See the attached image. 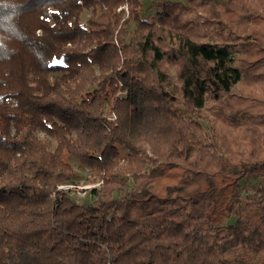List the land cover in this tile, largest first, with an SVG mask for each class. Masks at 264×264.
Listing matches in <instances>:
<instances>
[{"label":"trees","instance_id":"1","mask_svg":"<svg viewBox=\"0 0 264 264\" xmlns=\"http://www.w3.org/2000/svg\"><path fill=\"white\" fill-rule=\"evenodd\" d=\"M152 7L0 0V264H264V0Z\"/></svg>","mask_w":264,"mask_h":264},{"label":"rangeland","instance_id":"2","mask_svg":"<svg viewBox=\"0 0 264 264\" xmlns=\"http://www.w3.org/2000/svg\"><path fill=\"white\" fill-rule=\"evenodd\" d=\"M144 1V8L142 9V16L145 19H154L156 16V11L155 9L152 7V3L154 0H143ZM127 9V6H126ZM90 17V12L86 11L84 14V20H87ZM128 29L130 32H133L135 29V23H131L128 26ZM71 46V45H69ZM58 75V74H57ZM57 75H52V80H54L56 78ZM30 78L33 79L34 76L30 75ZM122 87V84H120V88ZM118 95L120 96H125L126 95V91L120 90ZM103 108L105 111V117L109 120L108 117L113 116V113L111 111L110 106H108L107 104H103ZM116 115V114H115ZM111 121V120H110ZM117 121V120H116ZM37 135L43 139L44 141H51L52 147L51 149H54L57 145V142L55 139H51L50 137H48L47 135H45L42 132H38ZM127 151L124 152V154ZM219 154L221 155V153L219 152ZM71 162L74 166V170L76 171L78 178L76 179V184L73 185V189L75 190V193L72 194L73 196L77 197L78 201H80L81 203H86L87 205H90L94 202V198L91 196V189L97 187V188H101L102 187V180L99 178L98 173L95 170H91V168L84 166L82 164H80L76 159L72 158ZM130 187H133V182L132 180H130Z\"/></svg>","mask_w":264,"mask_h":264},{"label":"built area","instance_id":"3","mask_svg":"<svg viewBox=\"0 0 264 264\" xmlns=\"http://www.w3.org/2000/svg\"><path fill=\"white\" fill-rule=\"evenodd\" d=\"M80 4H82V2L80 1L79 2ZM109 118V120H111V121H116L117 120V116L115 115V114H113V116H110V117H108ZM103 182H101V184H102ZM73 185H61V186H59V189H65V190H68V189H73Z\"/></svg>","mask_w":264,"mask_h":264}]
</instances>
